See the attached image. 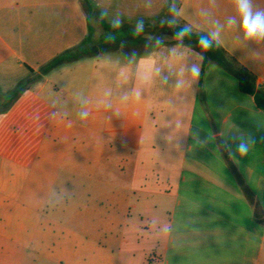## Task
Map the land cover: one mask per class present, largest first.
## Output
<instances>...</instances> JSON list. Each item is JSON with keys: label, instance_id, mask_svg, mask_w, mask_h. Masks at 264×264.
<instances>
[{"label": "crops", "instance_id": "obj_1", "mask_svg": "<svg viewBox=\"0 0 264 264\" xmlns=\"http://www.w3.org/2000/svg\"><path fill=\"white\" fill-rule=\"evenodd\" d=\"M88 1L135 16L123 33L168 2ZM252 5L264 11V0ZM89 12L82 0H0L1 93V77L14 76L13 90L86 51L0 103V264H264V111L215 63L200 76L188 45H140V33L113 42L102 19L92 36ZM176 16L218 31L264 86V40L244 38L235 0H180ZM229 137L249 154L230 158Z\"/></svg>", "mask_w": 264, "mask_h": 264}, {"label": "trees", "instance_id": "obj_2", "mask_svg": "<svg viewBox=\"0 0 264 264\" xmlns=\"http://www.w3.org/2000/svg\"><path fill=\"white\" fill-rule=\"evenodd\" d=\"M82 1L85 8L89 9V1ZM102 23L106 28H111L103 21ZM185 27L187 26L183 23L181 25H175L172 30L173 39L170 40L169 43H183L200 53V55L202 56L200 76H202L203 71L208 63H215L216 65L230 73L237 80L239 90L245 94L252 96L256 107L264 111V86L257 83L255 76L243 66H241L238 62H236L231 56H229L216 41L213 40V44L210 49L202 48L200 46L199 40L201 36L205 35L204 33L195 32L190 29V32L183 38H176L175 33ZM85 54L86 51L83 48L77 47L55 57L49 63L44 65L38 73L30 70L31 77L28 80H25L17 85V87L12 91L13 93L10 100L15 99L19 95V93H21L29 84L38 81L58 65L75 61L83 57Z\"/></svg>", "mask_w": 264, "mask_h": 264}, {"label": "rangeland", "instance_id": "obj_3", "mask_svg": "<svg viewBox=\"0 0 264 264\" xmlns=\"http://www.w3.org/2000/svg\"><path fill=\"white\" fill-rule=\"evenodd\" d=\"M179 2H180V0H168L166 6L162 5L158 8L160 11H159L158 16L156 18H151L147 22L142 21L143 22V32L140 33V35L143 38L141 37L142 42L140 45L155 43L156 39H160L162 42H169L170 40L173 39V36H172L173 27L175 25H181L182 24L176 16V10H177V6H178ZM113 4H114V0L110 4V6L114 8ZM171 9H175V12L171 11ZM89 11H90L89 12L90 23H91V27H92L91 28L92 36H95V34L98 31H100V26H99V20L100 19H102L104 22H107L109 24H111L112 20L119 19L120 26H122L124 23H128V24L129 23H135V20H136L135 16H131V15L124 16V15L119 14L116 10H114V11L111 10L108 13L106 12L103 15H101V13H99L98 9L96 10L95 5H93V4H90ZM126 32L127 33H123V30H119L118 28H116L115 30H111L110 32H108L107 35H108V37H111V39H109V40L113 41V42L118 40V39H123L124 37L128 38L130 36L132 38H135L137 36V34L135 33L134 30L129 29ZM115 46H118V47L119 46L120 47L126 46L127 47V46H129V44H128V41H125L124 43H120V44L115 45ZM30 64H32V63H30ZM22 71H26V69L22 70ZM13 78H14L13 75L5 76L3 78L1 77V79L3 80V85L1 87V89L4 90V93L0 92V103H1V105L9 103V101L12 97V93H13L12 91L14 89L10 90V88L13 84L12 83ZM51 81L53 82L52 78H51ZM34 84L32 85V89H35ZM1 97H2V99H1ZM1 110H4V107H0V111ZM18 174H20V172L15 171L13 186L11 189L12 193H10L12 195L16 194V192L15 193L13 192V191H15L16 188L18 189V191H17L18 193H20V190H21L19 182L22 180V177H19ZM136 259H138V257H136Z\"/></svg>", "mask_w": 264, "mask_h": 264}, {"label": "clouds", "instance_id": "obj_4", "mask_svg": "<svg viewBox=\"0 0 264 264\" xmlns=\"http://www.w3.org/2000/svg\"><path fill=\"white\" fill-rule=\"evenodd\" d=\"M236 10L239 15L240 21L239 26L244 33L246 40H264V11L253 10L252 0H235ZM175 12V9H171ZM236 19L229 18L227 24L229 27L236 24ZM120 26L119 19L111 21V27L116 29ZM143 32V22L138 21L135 27V33ZM190 32L188 27L180 29L175 33L176 38H183ZM219 32H213L210 35H204L200 37V46L204 49H210L213 44V40L218 39ZM111 39V37H109ZM162 43L160 39L155 40V44L159 46ZM172 51H175L174 49ZM187 72L193 80L199 76V67L195 62L189 61L187 64ZM55 118L58 113L51 114ZM84 119H87L89 113L84 111L81 113ZM223 147L225 152L230 158L236 159L237 156L243 158L246 157L250 152V142L246 140H238L236 137H229L223 141Z\"/></svg>", "mask_w": 264, "mask_h": 264}]
</instances>
